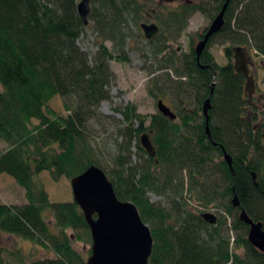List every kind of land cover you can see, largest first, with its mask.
<instances>
[{
    "label": "trees",
    "instance_id": "16d2710c",
    "mask_svg": "<svg viewBox=\"0 0 264 264\" xmlns=\"http://www.w3.org/2000/svg\"><path fill=\"white\" fill-rule=\"evenodd\" d=\"M80 2L0 0V142L8 145L0 154V175L13 178L27 200L22 206L0 204V231L50 253L28 260L20 250L0 246V264H11L7 255L15 264H86L74 246V241L92 244L81 209L74 201L50 202L36 178L46 171L53 181L72 180L92 165L105 173L119 200L136 206L150 228L149 264H264V254L248 242L249 226L232 205L237 196L247 215L264 229V105L249 103L245 77L234 64V49H247L249 38L264 23V0H229L225 24L199 60L195 46L207 29L190 39L188 53L179 54L170 44L181 37L194 14L213 21L226 0H186L174 10L158 12L160 33L146 45L158 71L165 73L163 83L154 82L157 90L167 95L164 84H176L171 85L178 101L176 119L142 115L132 105L122 110L120 134L125 141L108 172L93 159L84 131L100 117V104L110 98L115 80L111 61L129 62V25L138 28L148 6L141 0H91L98 47L91 59L78 45L86 27L78 12ZM212 44H229L224 48L225 65L217 64L208 51ZM213 84L211 142L203 105ZM56 96L64 98L67 116L49 108ZM186 96L191 105H186ZM149 131L154 158L138 142ZM134 142L147 155L143 166L126 158ZM223 149L232 157L233 175ZM185 192L199 207L212 204L223 215H233V236L222 229L223 216L214 225L205 222L203 211L188 206ZM148 193L161 196L165 206L152 203Z\"/></svg>",
    "mask_w": 264,
    "mask_h": 264
},
{
    "label": "rangeland",
    "instance_id": "374dc122",
    "mask_svg": "<svg viewBox=\"0 0 264 264\" xmlns=\"http://www.w3.org/2000/svg\"><path fill=\"white\" fill-rule=\"evenodd\" d=\"M162 1V9L170 11L178 8L182 3V1L176 0ZM211 22V20L205 18L200 13L194 14L188 21V25L181 34V37L176 42L171 43L170 46L179 54L188 53L190 39L203 33L205 29L210 26ZM141 23H146V21L141 20L139 25ZM129 29H131L130 31H132L131 34L133 36L126 46L129 62L120 63L111 61L110 65L115 74V80L109 87L110 98L100 104L98 108L100 117L91 120L84 131L86 141L89 144L88 146L92 150L93 159L97 160V162H99L98 165L106 172L115 166V160L119 155V147L121 144H124L125 141L124 137L120 134V129L123 125L122 110L132 105L136 107L138 113L151 116L159 113L157 103L159 100H162L174 113L177 112L174 103L178 101L173 97L172 91V86H176V84L172 83V81L164 84L165 89L168 90L169 88V94L167 95H162V93L157 90L154 82L157 80L163 83L162 78H165V73L158 71L159 65L152 59L151 53H149L148 46L146 45V39L139 26L136 28L135 25L133 26L130 24ZM96 39L97 34L94 30V23L90 21L85 27V32L81 36L78 45L91 59L95 57L98 52ZM198 42L199 41H197V43ZM106 45L117 55L113 50L112 43L107 42ZM227 46H229V44H212L208 49L213 55L215 62L219 65H225L227 63V59L224 55V48ZM246 50L247 55L242 59L245 64L244 67L250 69L247 67L250 62H253L255 65V70L253 71L254 84L253 86H247V96L249 95V89L252 87L254 104L261 107L264 105V23L261 25L259 31L249 38ZM234 64H236L235 60ZM239 66L240 63L237 61V67L239 68ZM171 80L174 81L175 78ZM186 97V105H191V99H189L188 96ZM48 106L57 115H68V111L65 107L66 102L64 98L60 96L53 98ZM34 123L37 124L38 122L34 121ZM148 125L149 122L146 123V126ZM143 134L138 138L140 146V138ZM7 148V144L0 142V154ZM125 155L126 158L130 159L129 161H131V164L136 166H143L147 157V155H143L137 149L135 142L130 146L129 154ZM218 178V176H215V181H217ZM36 180L48 194L50 202L61 203L73 201L70 179L63 177L59 181H53L50 174L45 171L39 174ZM184 196L190 208L203 211V213L214 214L217 219L220 218L219 216H223L226 223L222 229L233 236V232H229L233 215H223V213L218 212L217 208L212 204H209L207 208L199 207L198 202L195 199H191L188 192H185ZM148 197L152 203L165 206L164 199L161 196L148 193ZM0 204L15 206L27 204L25 190L21 188L13 178L7 175H0ZM68 233L71 234L70 232ZM91 245L92 244L87 241H74L75 249L80 252L86 260L90 256ZM0 246L8 251L20 250L28 260H36L50 256V253L38 244L13 235L5 234L1 231ZM6 260L11 264L16 263L14 258L8 255L6 256Z\"/></svg>",
    "mask_w": 264,
    "mask_h": 264
},
{
    "label": "water",
    "instance_id": "95a60500",
    "mask_svg": "<svg viewBox=\"0 0 264 264\" xmlns=\"http://www.w3.org/2000/svg\"><path fill=\"white\" fill-rule=\"evenodd\" d=\"M229 0H226L222 10L211 22L195 46L196 58L199 60L206 49L212 36L217 34L225 24V11ZM78 12L87 26L90 23L92 13L91 0H81ZM145 38L152 40L159 34L156 24L142 25ZM234 59L237 67L238 54L246 53V48L234 49ZM202 68H206L202 66ZM239 71V70H238ZM240 72V71H239ZM216 77V74L214 75ZM212 91L203 105V116L207 121L206 134L212 142L208 122L211 108ZM158 112L170 120L176 119V114L167 107L162 100L157 103ZM141 146L151 158L155 156V148L152 144L151 132L144 133L141 138ZM224 160L228 164L232 175V157L223 149ZM73 201L81 209L85 221L89 227L92 245L91 254L86 264H149L152 253L153 239L150 228L145 224L134 204L124 202L115 195L113 185L105 173L97 166L88 167L85 172L71 180ZM232 205L239 208L240 221L249 226L248 242L258 251L264 254V229L261 222H254L241 207L237 196L232 199ZM202 218L208 224H216L217 217L211 213L202 214Z\"/></svg>",
    "mask_w": 264,
    "mask_h": 264
},
{
    "label": "flooded vegetation",
    "instance_id": "af4514ba",
    "mask_svg": "<svg viewBox=\"0 0 264 264\" xmlns=\"http://www.w3.org/2000/svg\"><path fill=\"white\" fill-rule=\"evenodd\" d=\"M176 1H182V3H183L186 0H176ZM141 2L146 3L148 7H145L143 9V12H142V14H143L142 20L146 21V23H141L139 25V28L141 29V31L144 34V31L142 29V25L143 24H146V25L156 24L159 27V33H160V26L158 25V23L156 21V16H157L158 12L162 10V3H163V1L162 0H141ZM154 21H156V22H154ZM144 37H145V35H144ZM147 41H150V40H147ZM245 55H247V52L246 53L243 52L241 54H238L237 61L240 63V66H239L238 70L244 75V77H245V87L247 88L248 85L253 86V84H254L253 71L255 70V65H254L253 62H250L247 65V67H249L250 69L245 68L244 67L245 66L244 61L242 60L245 57ZM252 91L253 90H252V87H251L249 89V95H248L249 96L248 97L249 98V103L251 105L254 104V101H253V98L254 97H253Z\"/></svg>",
    "mask_w": 264,
    "mask_h": 264
}]
</instances>
